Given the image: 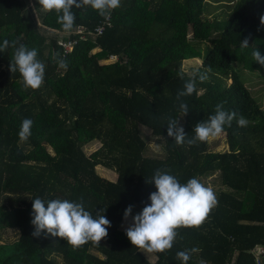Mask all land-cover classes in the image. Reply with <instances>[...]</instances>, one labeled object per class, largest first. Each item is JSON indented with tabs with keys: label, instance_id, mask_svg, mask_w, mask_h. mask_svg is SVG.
<instances>
[{
	"label": "trees",
	"instance_id": "1",
	"mask_svg": "<svg viewBox=\"0 0 264 264\" xmlns=\"http://www.w3.org/2000/svg\"><path fill=\"white\" fill-rule=\"evenodd\" d=\"M207 5L121 0L110 25L93 36L88 33L105 17L89 6L73 8L74 27L65 32L57 13L44 11L38 0H0V45L8 40L35 48L46 65L43 85L25 89L20 73L9 71L15 49L0 52V232L17 234L13 242L0 243V264H182L177 253L192 248L199 251L188 264H255L252 250L264 247V110L234 66L264 72L252 57L254 48L264 54V0H228L222 19L207 18ZM60 34L76 41L68 53L58 44ZM246 37L250 47L241 48ZM54 53L67 61L66 70ZM110 57L114 61L106 62ZM191 59L201 63L187 74L181 65ZM208 68L201 82L198 73ZM194 76L197 90L182 98L189 109L183 116L176 95ZM220 102L248 121L246 127L235 119L225 126L227 151L211 152L208 142L177 145L167 136L168 117L179 118L186 139L192 138L195 125ZM25 118L33 121L32 135L22 142L18 132ZM140 125L162 141V157L146 155ZM91 141L100 145L86 155L83 147ZM97 167L113 171L115 181L99 176ZM157 170L181 184L215 175L218 204L199 228H179L173 247L152 253L151 263L119 224L129 205L150 203L156 188L146 181ZM37 197L82 198L94 218L105 210L108 236L77 250L59 237L33 236Z\"/></svg>",
	"mask_w": 264,
	"mask_h": 264
},
{
	"label": "clouds",
	"instance_id": "2",
	"mask_svg": "<svg viewBox=\"0 0 264 264\" xmlns=\"http://www.w3.org/2000/svg\"><path fill=\"white\" fill-rule=\"evenodd\" d=\"M38 4L46 12L55 11L57 22L61 24L63 31L71 32L76 20L73 8L80 9L89 6L102 17L110 16L111 12L121 6V0H38ZM261 24L264 25V17H261ZM18 41L4 40L0 45V52L5 51L9 46L15 49L13 59L9 63L11 73L19 72L24 88L32 90L39 89L44 83L46 65L38 59V51L28 49ZM241 48H248L249 38L241 41ZM256 63L264 67V54L259 49L252 52ZM53 60L60 68L67 69V61L60 58L59 53L53 54ZM210 68L203 73H198L201 82L208 78ZM183 79V76H181ZM197 90V79L185 81L183 89L177 92L176 100L179 101V109L183 116L189 112L188 105L183 97L191 96ZM237 121L238 127H246L248 121L240 116L237 119L236 112L226 111L224 102L215 106V113L208 119L199 122L194 127V137L187 138L180 119L175 117L167 118V136L172 138L177 145H194L199 142H211L217 139L224 132L225 126L231 127L233 120ZM33 121L25 118L18 136L20 141L26 142L32 135ZM154 182L156 191L149 196L150 203L142 210L132 216L133 206L129 205L124 212V219L127 221L131 216V223L126 228V236L133 246L148 253H164L173 247L178 236V229L199 228L208 218L211 210L218 204L214 191L204 186L197 178H191L185 184L170 175L167 171L157 170L151 181ZM105 211V210H104ZM97 212L96 217L87 211L83 200L74 202L67 199H53L44 201L37 197L32 200V220L35 231L33 236H40L41 233L52 237H59L77 250L85 244L92 242L100 245L102 239L108 236L110 221ZM199 249L192 248L179 251L177 258L182 264H188L193 253ZM203 264V261L201 262Z\"/></svg>",
	"mask_w": 264,
	"mask_h": 264
},
{
	"label": "rangeland",
	"instance_id": "3",
	"mask_svg": "<svg viewBox=\"0 0 264 264\" xmlns=\"http://www.w3.org/2000/svg\"><path fill=\"white\" fill-rule=\"evenodd\" d=\"M218 1V2H215ZM232 1V0H230ZM228 3V0H208V5L206 7V16L209 19L217 18L222 19L224 18L227 13L228 9L225 7ZM62 34H60V37ZM216 36H212V38H215ZM211 46V42H208L206 45L203 44V50L204 53L208 47ZM114 61V59H109L106 62ZM201 61L198 59H191L186 60L182 62V69L187 73L191 74L193 71H195ZM235 72L239 75L240 79L244 82L245 86L250 91L251 95L255 98L257 103L260 105L261 109L264 110V72L262 73H251L247 70H244L242 68H239L237 66H234ZM228 83L230 81H227ZM139 134L146 142V155L150 157H162L163 156V147H162V141L158 140L157 138L153 137L150 133V130L142 125L139 126ZM99 143L97 141H91L88 144L84 145L83 151L86 155L90 154L94 150H96L99 147ZM208 150L211 152H223L228 150V146L226 144V139L224 134L222 133L220 137H218L215 140H212L211 142H208ZM96 172L99 176L109 180V181H115L116 174L113 171L107 170L102 167H97ZM215 175L213 177H210L206 180L202 181V184L206 187L211 188L213 191L216 190L217 184L214 179ZM227 188V187H224ZM223 188V189H224ZM216 193V192H214ZM142 208H140L137 205H133L132 209V216L138 214ZM131 223V216L126 221L124 219V215L122 217V220L119 224V230L126 232V228ZM16 231L11 229H4L0 232V243L6 244L11 243L16 239ZM140 253L143 255V257L149 261L153 262L155 260V256L152 253L145 252L140 249Z\"/></svg>",
	"mask_w": 264,
	"mask_h": 264
},
{
	"label": "built area",
	"instance_id": "4",
	"mask_svg": "<svg viewBox=\"0 0 264 264\" xmlns=\"http://www.w3.org/2000/svg\"><path fill=\"white\" fill-rule=\"evenodd\" d=\"M109 16L105 17L92 31L89 32V35L98 36L100 35L106 26H109ZM81 34V33H80ZM63 35L58 39V44L61 45L63 48L64 53H68L72 50L73 45L75 44V40H63ZM84 35L81 34L80 39H83ZM110 59H115L114 57H110ZM252 254L254 256V262L255 264H264V247L263 246H257L252 250Z\"/></svg>",
	"mask_w": 264,
	"mask_h": 264
},
{
	"label": "water",
	"instance_id": "5",
	"mask_svg": "<svg viewBox=\"0 0 264 264\" xmlns=\"http://www.w3.org/2000/svg\"><path fill=\"white\" fill-rule=\"evenodd\" d=\"M249 44H250V40H249Z\"/></svg>",
	"mask_w": 264,
	"mask_h": 264
},
{
	"label": "crops",
	"instance_id": "6",
	"mask_svg": "<svg viewBox=\"0 0 264 264\" xmlns=\"http://www.w3.org/2000/svg\"><path fill=\"white\" fill-rule=\"evenodd\" d=\"M154 261H155V260H154ZM154 261H153V262H154ZM151 263H152V262H151Z\"/></svg>",
	"mask_w": 264,
	"mask_h": 264
}]
</instances>
